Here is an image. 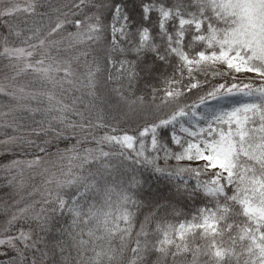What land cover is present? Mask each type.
Masks as SVG:
<instances>
[{"label":"snow or ice","instance_id":"obj_1","mask_svg":"<svg viewBox=\"0 0 264 264\" xmlns=\"http://www.w3.org/2000/svg\"><path fill=\"white\" fill-rule=\"evenodd\" d=\"M47 7L50 11L39 15L48 22L40 27L33 22L19 30L4 23L19 44L4 36L0 55L17 76L34 74L42 89L6 93L35 101L38 107L25 105L22 110L41 119L32 120L30 134L37 140L13 135L0 141V157L15 156V147H31L38 150L34 158L9 159L3 167H49L44 169L47 195L14 212L0 233V257L6 258L0 264H38V258L48 257L32 228L13 232L14 225L31 221L39 232L50 233L65 214L71 216L68 235L78 257L71 264H177L189 255L186 264H264V0H68ZM36 8L30 3L0 15L23 11L34 16ZM108 15L111 25L105 23ZM54 50L77 55L62 59ZM80 57L86 66L82 82L72 68V60ZM218 65L229 71L220 72ZM164 67H172L173 75L165 78L164 89L152 88L155 111L144 97L126 95ZM233 71L256 74L261 83L237 82L235 76L232 82L208 81L209 75L223 78ZM201 72L203 82L195 75ZM109 84L117 87L109 89ZM69 91L80 95L66 102ZM194 91L195 101L184 102ZM121 106L125 116L144 122L135 134H110L118 131L110 113ZM4 127L15 132L22 125L13 119ZM96 129L107 131L97 136ZM89 136L97 147H80ZM69 139L75 144L58 147ZM105 145L118 151H105ZM172 159L175 166L168 164ZM183 161L197 166H181ZM137 168L147 176L141 173L140 179L133 176L126 182L123 176ZM192 176L194 184L186 179ZM153 180L166 182L171 193L167 204L137 198L145 185L151 190ZM173 199L207 203L178 227L157 223L155 231L147 230ZM134 208H145L147 214L133 247L128 242ZM117 235L120 246L114 248L111 240ZM197 238L203 243L197 244ZM125 251L130 253L127 259Z\"/></svg>","mask_w":264,"mask_h":264},{"label":"trees","instance_id":"obj_2","mask_svg":"<svg viewBox=\"0 0 264 264\" xmlns=\"http://www.w3.org/2000/svg\"><path fill=\"white\" fill-rule=\"evenodd\" d=\"M68 2V0H38L37 2V8L36 12L37 15H29L23 11L15 12L10 17H5L4 23L7 20L8 23L14 25L19 30H24L26 28L32 27L33 22H35V25L37 27H40L42 24H47L48 18L47 16L41 17L40 13H46L49 12L50 9L47 7L49 4L57 5V4H63ZM189 2H192V0H189ZM193 11L195 9H192ZM3 23V27H4ZM105 23L108 25H111L112 19L111 16L108 15ZM4 30L7 31L8 37L12 42H15L19 40L16 39L14 35L9 34L8 29L4 27ZM69 31H74V29H69ZM110 33V30H109ZM27 34V33H26ZM110 39V34H109ZM80 51H87L86 48H81ZM74 54L77 55L75 52ZM89 61H91L92 57L88 56L87 58ZM79 61L81 63V70H82V77L80 78L78 82H82L83 80V74L86 72V66H85V60L84 57H80ZM174 64H177L178 61H173ZM218 69L220 72H225L223 68L218 66ZM173 75V68L172 67H164L161 68L159 72L153 73L151 78L148 79H142L137 86H135L132 89L131 93H126V95L132 96V93L135 94V96H142L144 97L145 104L147 106H150L152 111H155V106L153 105L152 101V88L157 89H164L167 87V85L164 83L165 78H171ZM196 79L200 80L201 82L204 81V74L197 73ZM232 75L224 76L223 78L217 76L213 78L211 75L208 77L209 83H222L225 81L232 82L231 80ZM176 79L179 80L180 76L179 73H176ZM237 82H253L254 86H258L261 81L260 79H249V78H239L236 77ZM189 83L188 80V74L187 72L184 73V80L183 84L184 86H187ZM34 92H38L42 89V85L40 81L34 83ZM67 87V86H66ZM107 87L110 89L112 87H117L115 84H109ZM207 90V89H205ZM162 95V92L160 93ZM203 94V92L199 93ZM73 95L79 96L80 92L77 91L73 93L72 91H69L67 93L68 99L66 102H70V99ZM197 93L195 91L190 96V98L186 99L184 102L191 103L195 101L197 97ZM134 98V97H133ZM236 99H239L237 97ZM156 103L158 104L159 101L157 100ZM28 105L31 107H38V104L35 101H19L17 99H14L11 95H0V110L2 111V114L0 116V139H5L6 136H25L26 139H32L37 140V137L32 136L30 134L32 125V120H39L41 117L39 115L33 116L31 113L23 111L22 107ZM126 109H123L121 106L120 110H112L110 113V122L113 124V126L117 127L118 131L116 133H110V134H122L123 131H127L129 134H135V131L142 127L143 121L132 116L131 114L125 116L124 112ZM111 117H115V120H112ZM13 119L16 120V122L20 125H22L21 129L19 131H12L10 128L4 127L6 123H9L13 121ZM95 135L101 136L107 131V129H96ZM179 134V133H178ZM44 139V138H41ZM39 142V140H38ZM150 143V141H149ZM72 144H75V140L69 139L68 141H61L58 144V147L60 149H64L65 147H69ZM57 145L54 143L50 148L49 151L54 153L56 151ZM80 147L87 149V148H95L97 145L91 141V136H89V140L86 143H83ZM170 147L173 148L174 151H180L179 148H177L175 145H170ZM17 154V157L22 158H31L33 157L35 153L38 152L37 149L27 147L26 149L22 150L20 147H15L13 149ZM105 151H118L116 148H110L109 146H104ZM43 155V154H41ZM169 166H175L177 162L172 159L168 161ZM161 165L163 166V161H161ZM181 166H191L196 167L195 165H189L187 161L181 162ZM141 173H143L144 176H147V172H144L142 168H137L136 171L129 170L124 176L123 179L127 182L130 180L131 177H135L136 179L141 178ZM207 176H201L200 179H208ZM186 179H190L191 183H195V176L192 177H186ZM12 182L11 185L9 182ZM17 181V175L13 173L12 171H6V173L0 175V187H12L14 183ZM22 183V182H21ZM44 184V183H42ZM45 185V184H44ZM145 185L144 187H146ZM40 188H41V194H40ZM55 194V193H53ZM34 195L38 197L37 201H40L43 196L47 195V193L42 189L41 185L39 184V188L36 192H34ZM171 193L169 192L168 188L166 187L165 181H155L153 180L151 183V190L148 191V188H145V192L143 195H138L137 198H150L153 200L158 201L161 204H167L166 197H170ZM36 201V202H37ZM204 203H207V201L201 202L196 201L195 203L191 201H184L179 200L177 202L176 199H173L172 203L166 207H161L159 210V213L155 220L151 222L147 226V230L150 232L155 231L157 223H160L162 225L166 224H172L176 225L178 227L179 223L184 220H191L192 216L196 213V210L200 207L204 206ZM38 210V209H37ZM133 212L136 213V219H135V227L131 236V240L128 242L130 246H135L134 242L136 239V232L139 231V224L143 222L144 216L147 214V209L145 208H138V209H132ZM124 225L121 224V227ZM18 228H24L25 230H28L29 228L33 229V235L34 238H38L40 240V246L42 249L48 251L49 255L46 258H38V264H66V259L68 258V264H71L72 260L78 259L77 257V250L73 244V241L71 240L70 236L68 235V232L71 231V216L65 214L64 217H60L58 220L57 225L52 229L50 233L45 232H39L38 229H36V225L32 223L31 221H21L14 225L13 232L15 229ZM60 229H65V231L61 232ZM79 229H76L78 231ZM11 234V233H10ZM84 239H88L87 235L84 236ZM196 243H203V241H200L199 238H197ZM112 247L118 248L120 246V239L119 236H115L111 240ZM45 245L47 246L45 248ZM61 249H64L63 252H61ZM92 253L89 252L88 255H91ZM130 257V253L125 251V259ZM6 259L4 257H0V260ZM171 259V258H169ZM191 256L178 260L177 264H185L187 260H190Z\"/></svg>","mask_w":264,"mask_h":264},{"label":"rangeland","instance_id":"obj_3","mask_svg":"<svg viewBox=\"0 0 264 264\" xmlns=\"http://www.w3.org/2000/svg\"><path fill=\"white\" fill-rule=\"evenodd\" d=\"M37 2L38 0H0V13H3L9 9H15L17 6L23 9L30 3L37 4ZM5 17L6 16L0 15V52H2L4 46L3 37L8 36L7 31L4 30V27L2 26ZM56 39H60V37H56ZM9 42L10 44L15 43L10 39ZM15 44L18 45L19 42L16 41ZM74 53L75 52H67L63 50H61L59 53H57L55 50L53 51V55H58V57L62 59L75 57L76 54ZM36 58L38 59L39 57ZM81 66L82 65L79 60H72V68L76 73L77 81L81 80L80 78L82 77ZM218 66L223 68L225 72L229 71L226 66ZM231 75L239 78L260 79L256 74L253 73H235L233 71L231 72ZM36 82H38V79L32 73H22L17 76L16 70L11 66V62L3 55H0V88L3 89V91H0V95H8L6 93H15L16 95H21V93L19 92L20 88H24L25 92H34V83ZM1 114L2 111L0 110V116ZM3 140L4 139H0V141ZM3 151L4 146L0 145V152ZM33 158L34 156L31 158H22L17 157L16 155L9 156L7 158L0 157V175L6 173L3 165L6 164L9 159L29 161ZM45 159L47 160V158ZM188 164L195 165L196 162H188ZM46 167H49L47 163L35 168H28L26 164H22L19 169L11 170L17 175L16 183H14L12 187H0V233H3L4 229L8 227L7 222L14 212H16L19 208L25 207L26 205H32L38 200V197L34 195V192L38 190L39 184L41 185L43 190L45 189L44 181L46 179V174H44V169ZM145 188H148V185Z\"/></svg>","mask_w":264,"mask_h":264}]
</instances>
